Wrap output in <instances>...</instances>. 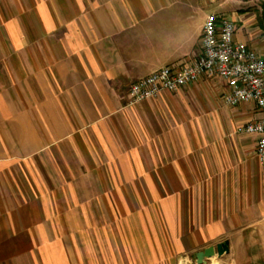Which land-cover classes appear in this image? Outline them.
Masks as SVG:
<instances>
[{
    "label": "crops",
    "instance_id": "0c3cea01",
    "mask_svg": "<svg viewBox=\"0 0 264 264\" xmlns=\"http://www.w3.org/2000/svg\"><path fill=\"white\" fill-rule=\"evenodd\" d=\"M241 3L0 0V264H197L225 240L204 264H264V162L236 132L263 113L219 79L129 97L201 54L214 11L264 57ZM37 160L56 174L23 177Z\"/></svg>",
    "mask_w": 264,
    "mask_h": 264
},
{
    "label": "built area",
    "instance_id": "2783aa9c",
    "mask_svg": "<svg viewBox=\"0 0 264 264\" xmlns=\"http://www.w3.org/2000/svg\"><path fill=\"white\" fill-rule=\"evenodd\" d=\"M236 24L226 15L209 14L201 38V54L182 65H170L135 81L129 89L130 105L175 92L201 79L225 83L224 103L236 107L254 103L263 116L241 124L236 132L257 138L256 153L264 162V57L235 39ZM179 264H185L180 262Z\"/></svg>",
    "mask_w": 264,
    "mask_h": 264
},
{
    "label": "rangeland",
    "instance_id": "374dc122",
    "mask_svg": "<svg viewBox=\"0 0 264 264\" xmlns=\"http://www.w3.org/2000/svg\"><path fill=\"white\" fill-rule=\"evenodd\" d=\"M241 1H242V3L240 6L241 7L240 10L255 11L257 13V15L261 13L262 4H263L264 0H241ZM212 13L216 14L215 11L211 12V14ZM19 170H20L21 175L23 177L28 176V180H30V181H34L38 174H46L47 176L56 174V169H54L53 167H51L49 165H46L45 163H39L38 160L31 167H29V168L25 167L23 169H21V167H20ZM23 170L25 171V175H24ZM58 170L64 174L66 173V168H64V167H59ZM26 185H28V184L26 183ZM91 233L94 234V232H91ZM85 234H86V232H77V235L83 236V239L86 238ZM95 236H96V238L101 240L102 232L96 231Z\"/></svg>",
    "mask_w": 264,
    "mask_h": 264
},
{
    "label": "water",
    "instance_id": "95a60500",
    "mask_svg": "<svg viewBox=\"0 0 264 264\" xmlns=\"http://www.w3.org/2000/svg\"><path fill=\"white\" fill-rule=\"evenodd\" d=\"M229 251L230 242L228 240L219 243L217 246H210L208 248H205L204 250L196 254L197 264H204L206 263L207 259L212 258L217 254L223 255L225 253H229Z\"/></svg>",
    "mask_w": 264,
    "mask_h": 264
},
{
    "label": "trees",
    "instance_id": "16d2710c",
    "mask_svg": "<svg viewBox=\"0 0 264 264\" xmlns=\"http://www.w3.org/2000/svg\"><path fill=\"white\" fill-rule=\"evenodd\" d=\"M258 25L264 30V2L262 4L261 13L258 14Z\"/></svg>",
    "mask_w": 264,
    "mask_h": 264
}]
</instances>
